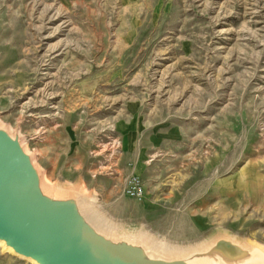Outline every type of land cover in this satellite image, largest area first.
I'll list each match as a JSON object with an SVG mask.
<instances>
[{
	"label": "rangeland",
	"instance_id": "1",
	"mask_svg": "<svg viewBox=\"0 0 264 264\" xmlns=\"http://www.w3.org/2000/svg\"><path fill=\"white\" fill-rule=\"evenodd\" d=\"M0 126L112 235L264 248V0H0Z\"/></svg>",
	"mask_w": 264,
	"mask_h": 264
},
{
	"label": "water",
	"instance_id": "2",
	"mask_svg": "<svg viewBox=\"0 0 264 264\" xmlns=\"http://www.w3.org/2000/svg\"><path fill=\"white\" fill-rule=\"evenodd\" d=\"M0 243L35 264H264V248L218 237L186 255L166 254L142 238L112 235L83 196L50 191L17 132L0 126Z\"/></svg>",
	"mask_w": 264,
	"mask_h": 264
},
{
	"label": "built area",
	"instance_id": "3",
	"mask_svg": "<svg viewBox=\"0 0 264 264\" xmlns=\"http://www.w3.org/2000/svg\"><path fill=\"white\" fill-rule=\"evenodd\" d=\"M124 192L139 202H143L145 199L144 185L137 176H130L126 180Z\"/></svg>",
	"mask_w": 264,
	"mask_h": 264
}]
</instances>
